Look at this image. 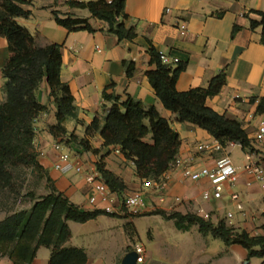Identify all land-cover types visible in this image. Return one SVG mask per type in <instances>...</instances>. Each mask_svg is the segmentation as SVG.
Wrapping results in <instances>:
<instances>
[{"label": "crops", "instance_id": "crops-1", "mask_svg": "<svg viewBox=\"0 0 264 264\" xmlns=\"http://www.w3.org/2000/svg\"><path fill=\"white\" fill-rule=\"evenodd\" d=\"M69 1L97 0H32L22 6L29 12V17L17 19L21 26L37 37L39 46H61V79L69 85L78 109V119L84 123L79 125L75 120L68 121L69 134L84 138L85 127L97 115L104 114L105 104L110 107L103 100L104 92L122 98L131 96L146 106H155L170 121L182 142L179 157L191 162L195 168H213L219 159L226 156L238 167L244 166L247 152L240 146L214 154L198 152V145L214 139L206 131L181 122L176 114L163 107L146 76L147 71L156 68L150 63L146 39L157 51L179 59L175 66L185 65L177 82L179 92L205 88L215 76L226 72L227 84L221 94L208 100L207 105L227 118L241 122L249 137L253 138L259 121L264 120V114H257L259 104L256 103L264 99V45L261 43L262 29L251 30L250 20H260L253 11L264 12V0H126L128 25L135 26L138 32V38L131 42L119 41L106 32L103 23L94 19L90 21L95 29L93 33L69 32L57 25L52 15L54 10L90 17L87 12L69 9ZM167 9L171 10L170 14L166 13ZM179 22L188 26L189 35L186 37L179 33ZM235 26L240 30L232 37ZM9 58L8 41L0 35V101L4 100L2 89L6 82L2 70ZM125 62L135 63L136 71L132 77L127 76ZM37 99L49 110L36 121L35 148L59 192L82 209L94 210L88 203L92 186L84 174L76 173L75 166H83L85 173L89 170L98 172L97 165L102 162L106 170L120 177L127 186L124 195L118 196L120 199L135 192L143 191L144 194L146 210L141 215L134 216L128 210H120L114 217L100 216L84 224L69 222L71 238L67 246L84 250L87 255L85 264H122L128 250L137 244H143L149 252L145 264H264V260L259 258L248 261V252L241 246L226 247L222 241L202 235L197 228L179 231L174 221L150 214L162 210L168 214L190 213L201 217L204 212L215 224L226 220L218 215L222 207H217V201L223 199L203 200V192L212 191L208 180L197 183L185 180L181 170L175 168L165 175L164 188H161L155 182L142 178L134 163L126 160L119 148L103 147L99 136L90 140L92 150H99V154L84 151L77 144H61L59 151L48 132V127L56 124V108L46 81L38 89ZM255 148L254 158L264 167V146L255 144ZM65 152L71 159L63 164L62 170H56L55 165ZM250 180L241 170L236 185L247 216L242 217L236 211L235 221L226 222L261 236L264 235V212L254 213L252 207L256 204V195L264 194V190L256 183L247 187ZM145 183H150V186L145 187ZM231 191L235 190L227 187L224 197L229 198ZM142 219L149 223L146 244L138 231ZM130 226L135 230L132 238ZM50 258L51 250L41 247L31 264H50ZM0 264L15 263L4 257Z\"/></svg>", "mask_w": 264, "mask_h": 264}, {"label": "trees", "instance_id": "trees-1", "mask_svg": "<svg viewBox=\"0 0 264 264\" xmlns=\"http://www.w3.org/2000/svg\"><path fill=\"white\" fill-rule=\"evenodd\" d=\"M32 0H0V35L7 41L10 58L3 68L5 84L4 100L0 101V209L6 217L0 221V259L8 257L15 264H31L41 247L51 250L50 264H85L84 250L67 246L71 238L69 222L84 224L100 216L114 217L103 210L87 211L74 204L55 187L48 171L39 160L35 148L38 132L36 121L49 108L37 99V91L43 82L50 88V98L56 108V124L48 132L62 145L77 144L84 151L92 150L90 140L99 136L103 147L119 148L126 160L132 161L137 173L147 180L160 183L173 163L179 157L181 139L155 106H146L141 101L126 96L104 92V114L97 115L85 127L84 138L69 134L66 124L70 120L84 125L78 119L75 98L68 84L61 79V46L38 45L37 37L21 26L17 19L28 18L29 12L22 7ZM71 10L89 13L83 18L71 13L54 10L57 25L69 32H95L91 19L105 25L107 33L119 41H134L138 38L135 26L128 25L126 0H97L90 2L69 1ZM259 21L250 20V29H262L261 43L264 45V12L253 11ZM240 30L233 29L232 37ZM151 65L156 68L146 72L148 81L163 107L176 114L181 122L206 131L223 146L229 143L239 145L244 151L256 152L255 141L250 138L243 124L220 114L207 105L209 99L221 94L227 84L226 72L215 76L205 88L186 92L177 90V82L185 65H165L148 39ZM126 73L132 77L136 71L134 62H125ZM257 114H264V99L260 101ZM99 175L111 191L119 197L127 189L125 182L113 172L106 170L101 162L97 165ZM29 177L31 187L23 192ZM26 179V180H25ZM41 189L43 192L41 193ZM22 198V205L15 204ZM13 201L9 206V202ZM125 210V209H124ZM151 215L172 220L179 231L188 232L193 228L204 236L220 240L226 247L238 245L248 252L247 260H264V235L255 236L241 228L230 226L226 220L217 224L195 214L170 213L156 210ZM134 237L135 230L129 227ZM133 251L129 249L128 252Z\"/></svg>", "mask_w": 264, "mask_h": 264}, {"label": "built area", "instance_id": "built-area-1", "mask_svg": "<svg viewBox=\"0 0 264 264\" xmlns=\"http://www.w3.org/2000/svg\"><path fill=\"white\" fill-rule=\"evenodd\" d=\"M167 14L171 13L170 9L166 10ZM178 30L181 36L186 37L189 35L187 24L179 22ZM160 59L165 65H175L180 61L177 58H171L168 55L160 52ZM238 97H235L237 99ZM260 104V100L256 102ZM252 119V116H250ZM256 144L264 146V120H260L253 137ZM239 146L235 143H229L223 146L217 140H212L197 146V151L200 153L214 154L225 152L230 148ZM54 147L57 150L62 149V145L54 140ZM246 162L243 167L235 165L229 157H224L216 162L213 168L200 167L195 168L191 162L185 161L178 157L171 166V170L180 169L185 180L197 183L203 179L208 180L212 184V191L203 192V200L211 201L212 199L221 200L226 193V188H234L238 184L239 174L243 170L251 180L247 183V187L253 184H259L264 190V167L261 166L254 158L253 153H246ZM71 159L70 154L65 152L60 156L59 162L55 165L56 170H62L63 164L69 162ZM75 171L78 174H84V177L89 185L92 186V193L88 198V203L94 208L103 210L107 214H116L120 210H128L132 215L138 216L146 210V203L144 200L143 191L135 192L131 196L120 199L117 194L113 193L111 189L105 184L102 177L98 172L89 170L85 173L83 166H75ZM166 175V174H165ZM165 177V176H164ZM164 180L156 183L157 186L164 188L162 185ZM150 183H145V187H149ZM230 201L233 203L235 210L242 215L247 216V210L243 199L236 191H231L229 194ZM180 199H177L179 201ZM201 217L205 220H210V215L202 212ZM235 217L234 212H229L226 221L231 222ZM252 235L260 236L259 233L254 232ZM133 251L137 254V264H145L149 256L147 248L143 244L135 245ZM132 252V251H131Z\"/></svg>", "mask_w": 264, "mask_h": 264}, {"label": "rangeland", "instance_id": "rangeland-1", "mask_svg": "<svg viewBox=\"0 0 264 264\" xmlns=\"http://www.w3.org/2000/svg\"><path fill=\"white\" fill-rule=\"evenodd\" d=\"M27 180L25 181V188L23 189V192H26V190L31 187V184H32V181L29 177H26ZM235 191H238L239 189L237 188V186L235 188H233ZM43 192V190L41 189V193ZM256 204L252 207V211L254 213H258V214H262L264 212V194L263 193H260V194H257L256 195ZM22 198L19 199V201L15 204V209H20V208H24V207H27V205H22ZM13 201H10L9 202V206H13L12 205ZM217 207L218 206H221L222 209L221 211L219 212V216H220V219H226L225 217L227 216V213L228 212H236L235 210V207L233 205L232 202H230L229 198L227 197H224L222 201L218 202L217 201ZM123 211H126V210H123ZM6 213L3 212L1 209H0V221L3 220L5 217H6ZM236 216V215H235ZM235 220H233L234 222ZM262 222H264V219H262ZM149 223L147 222V220L145 219H142L139 221V224H138V231H139V234H140V238L141 240L143 241V243L146 244L147 242V230H148V225Z\"/></svg>", "mask_w": 264, "mask_h": 264}, {"label": "water", "instance_id": "water-1", "mask_svg": "<svg viewBox=\"0 0 264 264\" xmlns=\"http://www.w3.org/2000/svg\"><path fill=\"white\" fill-rule=\"evenodd\" d=\"M122 264H137V254L134 251L129 252L124 256Z\"/></svg>", "mask_w": 264, "mask_h": 264}]
</instances>
